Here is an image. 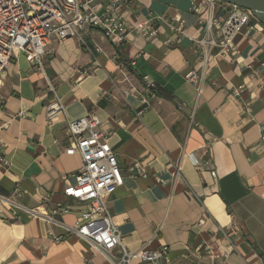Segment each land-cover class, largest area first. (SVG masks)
Masks as SVG:
<instances>
[{"label":"crops","instance_id":"0c3cea01","mask_svg":"<svg viewBox=\"0 0 264 264\" xmlns=\"http://www.w3.org/2000/svg\"><path fill=\"white\" fill-rule=\"evenodd\" d=\"M105 3L87 6L97 14ZM199 3L121 0L128 34L120 49L85 27L53 40L42 70L22 55L7 64L0 197L38 213L67 212L47 222L0 206V264H107L66 233L87 211L63 194L81 165L65 153L66 121L89 115L98 118L123 176L107 205L128 251L165 246L161 264H264V26L250 19L234 52H212L204 68L187 39L201 35ZM137 23L152 26L156 37L134 33ZM190 71L204 74L200 94L184 79ZM49 85L64 106L51 121ZM189 156L209 164L196 168ZM135 162L145 177L132 176ZM232 224L236 231L228 230Z\"/></svg>","mask_w":264,"mask_h":264},{"label":"built area","instance_id":"2783aa9c","mask_svg":"<svg viewBox=\"0 0 264 264\" xmlns=\"http://www.w3.org/2000/svg\"><path fill=\"white\" fill-rule=\"evenodd\" d=\"M91 0H0V76L11 59L22 55L32 66L43 69L42 59L53 40L77 37L78 31L88 27L99 30L110 43L120 49L126 40L127 28L119 14L121 0H106L93 14L88 4ZM202 10L199 17L201 35L187 37L194 53L205 68L212 52L213 57H227L234 52L236 37L242 33L252 19L251 12L218 0H200L195 11ZM131 30L146 40L156 37L157 31L149 24L137 23ZM183 33L180 32V36ZM197 94H200L204 74L200 77L194 71L184 76ZM52 101L46 108V118L51 121L56 115H64V106L49 85ZM238 96V93H236ZM145 104L146 101L142 99ZM244 112H250L248 105ZM67 155H78L81 165L75 175V182L67 187L65 197L87 204V211L79 220L66 228V233L75 235L102 254L107 264H161L167 262V247L150 250L146 245L136 251H128L121 243L116 226L112 222L107 205L108 198L123 184L117 160L108 145L106 136L99 131V120L89 115L75 121H66ZM189 159L194 167L201 163L193 156ZM130 172L135 177H145L139 163H133ZM216 178L215 172H211ZM0 206L19 209L29 217L54 222V217L67 212L58 206L49 214L38 213L16 204L12 199L0 197ZM229 231H236L231 225ZM224 237L227 236L224 234Z\"/></svg>","mask_w":264,"mask_h":264},{"label":"water","instance_id":"95a60500","mask_svg":"<svg viewBox=\"0 0 264 264\" xmlns=\"http://www.w3.org/2000/svg\"><path fill=\"white\" fill-rule=\"evenodd\" d=\"M251 12L252 18L264 26V0H218Z\"/></svg>","mask_w":264,"mask_h":264}]
</instances>
